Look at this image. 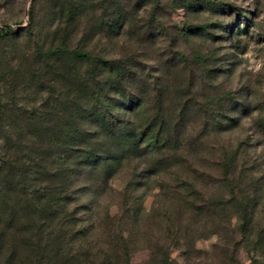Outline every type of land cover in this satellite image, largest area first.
<instances>
[{
	"label": "rangeland",
	"instance_id": "obj_1",
	"mask_svg": "<svg viewBox=\"0 0 264 264\" xmlns=\"http://www.w3.org/2000/svg\"><path fill=\"white\" fill-rule=\"evenodd\" d=\"M75 5L84 11L63 36L58 7ZM0 29L19 31L0 32V110L11 116L0 121V153L10 158L92 119L80 91L88 66L54 52L61 40L126 63L135 122L102 141L121 162L94 170L80 156L52 180L70 184L74 170L91 180L72 207L83 204V225L101 220L92 246L109 247V230H120L132 264L164 255L168 264H264V0H0ZM153 120L166 142L155 156L140 138ZM234 150L225 182L220 165Z\"/></svg>",
	"mask_w": 264,
	"mask_h": 264
},
{
	"label": "trees",
	"instance_id": "obj_2",
	"mask_svg": "<svg viewBox=\"0 0 264 264\" xmlns=\"http://www.w3.org/2000/svg\"><path fill=\"white\" fill-rule=\"evenodd\" d=\"M83 11L81 5L58 7L63 19V36L70 32V23H74ZM28 22V32L33 33L35 22L31 7ZM0 32L1 35H14L19 31L0 29ZM54 52L67 53L80 64H87L80 91L90 100V104H85L90 109L92 119L85 128L79 127L78 123L71 125L69 121L64 131L55 132L47 139L48 149L27 145L25 155L17 158H10L7 152L0 153V264H132L127 237L120 230L115 233L109 230V247L107 242V247L92 246L90 236L95 237L93 235L99 229L101 220L97 219L95 225L90 222L89 227L83 225L76 213L77 208L83 204L74 203L72 207L74 196L88 189L91 180L74 170L70 184L52 181L59 173L66 172L64 168L71 170L82 165V160L78 159L80 156H85L83 164L88 163L94 170L100 166L105 167V164L121 162L122 156L115 155L102 141L103 136L113 133L116 125H134L135 122L126 118L135 112L130 91H124L121 85L126 63L122 61L116 64L113 60L90 54L78 46L70 49L63 40ZM110 95L116 96L109 101ZM126 103L130 104L129 109ZM114 109H118V112ZM3 112L0 110V121H8L11 116L5 118ZM46 123L41 121L43 132L48 130ZM260 124L263 125V122L260 121ZM7 125L14 132V122L9 121ZM157 125L153 120L140 137L141 142H144V153L152 156L160 154L166 146L165 140L155 128ZM71 128L75 129L71 131ZM31 129L34 130L33 139L40 137V143L43 144L45 134L38 131L37 127ZM13 134L16 138L20 136ZM4 139V147L11 148L9 143L12 137ZM238 156L237 150L227 155L220 165V179L228 181L237 165ZM16 172H19L18 177ZM194 193L196 190L192 187L188 194ZM168 261L169 257L164 255L157 262L168 264Z\"/></svg>",
	"mask_w": 264,
	"mask_h": 264
}]
</instances>
